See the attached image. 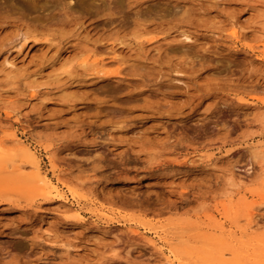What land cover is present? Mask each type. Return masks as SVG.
Instances as JSON below:
<instances>
[{
	"label": "rangeland",
	"instance_id": "1",
	"mask_svg": "<svg viewBox=\"0 0 264 264\" xmlns=\"http://www.w3.org/2000/svg\"><path fill=\"white\" fill-rule=\"evenodd\" d=\"M0 264H264V0H0Z\"/></svg>",
	"mask_w": 264,
	"mask_h": 264
},
{
	"label": "bare ground",
	"instance_id": "2",
	"mask_svg": "<svg viewBox=\"0 0 264 264\" xmlns=\"http://www.w3.org/2000/svg\"><path fill=\"white\" fill-rule=\"evenodd\" d=\"M26 41H27V39L24 40V42H26ZM55 188L57 189V187H55ZM58 196L60 199H64V197L62 195L59 194Z\"/></svg>",
	"mask_w": 264,
	"mask_h": 264
}]
</instances>
